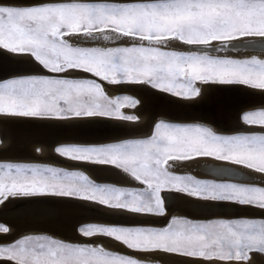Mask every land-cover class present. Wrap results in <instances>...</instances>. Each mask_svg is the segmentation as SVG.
I'll return each mask as SVG.
<instances>
[{"label": "snow or ice", "instance_id": "1", "mask_svg": "<svg viewBox=\"0 0 264 264\" xmlns=\"http://www.w3.org/2000/svg\"><path fill=\"white\" fill-rule=\"evenodd\" d=\"M68 36H99L130 46H73L64 39ZM246 39L260 41L264 48V0L0 2V49L28 54L48 73L74 70L112 85H149L183 99L200 94L197 83L242 85L264 92V59L209 54ZM176 44L194 50H166ZM135 104L129 97L109 99L101 85L90 79L28 76L0 81V115L9 117L131 120L119 109ZM241 119L264 129V109L248 111ZM54 151L71 161L119 169L146 189L96 184L80 172L54 167L0 163V203L18 197H70L110 211L143 214L163 226L88 224L78 229L85 237L108 238L135 257L102 245L28 237L0 246V260L12 264H248L251 253L264 255V220H168L161 198L162 191H175L264 212V187L199 181L173 175L166 167L169 161L211 157L264 173V132L218 135L208 127L161 122L146 140L65 144ZM7 231L0 227V232Z\"/></svg>", "mask_w": 264, "mask_h": 264}, {"label": "bare ground", "instance_id": "2", "mask_svg": "<svg viewBox=\"0 0 264 264\" xmlns=\"http://www.w3.org/2000/svg\"><path fill=\"white\" fill-rule=\"evenodd\" d=\"M107 1L114 2V0ZM0 2H25V0H0ZM64 39L73 44V46L80 47L108 48L117 46H130L123 40L113 42L112 40H103L99 36H97L95 39H90L83 36H68L64 37ZM238 42H233V45L229 46L230 49L229 47L226 49L221 47L220 51L224 49V51L232 50L239 52L240 50H244L243 48H240L242 47L240 45L245 44L244 47H248L247 43H252V41L248 39L241 41V44L239 45ZM215 46L220 47L218 44ZM252 47L256 48L258 46L252 45ZM178 48H186L187 50L193 49L190 46L179 44H176L172 49ZM245 50L248 51L249 49ZM262 50H264V48ZM209 51L218 52L212 50ZM37 70L42 71L43 68L34 62V60L30 58L29 55L15 54L4 49H0V80L10 79L17 74H42ZM63 74L71 78L83 77L94 80L101 85L105 94L113 99L114 97L123 95L135 100L136 104L133 106L134 108L130 111L125 110L135 117V121L127 122L121 121L120 119L114 120L105 117L58 121L36 118L9 117L3 115L0 116L1 148L10 145L13 140H15V138L24 134L19 141H16V143L6 151L7 155H11V157H21L26 160L41 161L44 162L45 165H54L65 169H74L75 171L87 175L92 181L98 182L100 184L121 188L140 189L146 188V186L119 169H115L110 166H95L82 162L71 161L64 157H60L54 151V149L59 145L65 144H106L125 141L127 139L136 137H144L145 135L149 134L148 128L144 129L146 127L145 124L153 116V114L155 115L151 120L154 122L151 124V126L160 120H167L168 122H187V124L190 123L197 124L201 127H208L218 135H231L238 133L260 134L264 132V129H261L259 126H250L244 124L241 119L242 113H246L245 111L247 109H264V92L259 90H253L251 88L242 87L239 85L210 87V85L207 86L197 83L196 87L200 89V94L193 99H183L156 91L148 85L127 83L112 85L106 81L100 80L97 77L91 76L89 73L77 72L74 70ZM179 103H181V105H196L199 103H205V105H202L203 107L196 106L191 108L189 109L190 112H188L178 110L181 108L175 106V104ZM157 109H163L162 112L166 113L161 114L159 111L155 113ZM42 120L58 122L60 124L67 125H85L95 127H91L90 129L76 133L70 131L56 132L52 129L49 130L43 128L30 129V126L33 125V122ZM106 126L131 128L143 126L144 131L115 136L112 134L118 133L120 130H114L111 127ZM77 129L82 130L83 128ZM128 129L129 128L126 130ZM60 133H67L71 137H77L80 135L83 137L84 141L74 140L62 141L58 143L51 142L53 141V138L58 136ZM36 139H44L45 142H33ZM166 167L169 172L175 173L177 175H190L195 178L205 177L212 178V180L213 178L214 180L217 178L221 180L224 179L225 181L227 179H234L238 181L243 180L244 182L247 178L252 176L254 179H258L261 183H264V173H258L255 170L245 168L242 165H234L226 161L215 160L211 157H197L189 161H169ZM161 198L164 201L166 219L172 210H179L173 215L169 216L168 220L174 217H187L192 220L206 219L211 217L213 218L216 215H220V213L206 210V208L216 209L217 207L245 209L264 214V212L256 208L240 206L231 202L223 204L224 202L221 203L220 201L198 200L196 198L189 197L184 193H178L175 191H163L161 193ZM8 200L9 201L7 202L0 203V212L15 208L16 209L11 212H7L6 216L0 217V223L4 224L8 229V231L4 232L3 234L12 233L16 228H20V230H22L20 232L22 233L21 236L32 235L38 237H52L53 239H57L66 243L91 246L102 245L108 251L124 252L128 250L116 242L100 236L85 237L79 233L78 229L88 224L115 225L124 223V225L130 226H135L136 224L146 227H158L159 225L163 226L161 223L158 224L160 221L153 220V218L144 216L143 214H128L110 211L101 205H97L88 201L76 200L70 197L45 195L8 198ZM98 219L104 220L105 222ZM130 255L135 257L137 254L130 252ZM251 257L252 258L248 264H264V255L253 252L251 253ZM0 264H12V262L0 260Z\"/></svg>", "mask_w": 264, "mask_h": 264}, {"label": "water", "instance_id": "3", "mask_svg": "<svg viewBox=\"0 0 264 264\" xmlns=\"http://www.w3.org/2000/svg\"><path fill=\"white\" fill-rule=\"evenodd\" d=\"M96 1H107V0H96ZM25 2H27V0H25ZM261 43L262 42H260V41L252 40V43H247L248 47H244L245 44L240 45V46H242L240 48L241 49L243 48L244 50H240L239 52L238 51H232V50L231 51H224V49H223L222 51H218V52L209 51V54L210 55H214V56H218L220 58H231V59H240V60L251 59V58L264 59V50H262L263 48L260 47ZM239 44H241V41L238 42V45ZM252 45H256L258 47L254 48V47H252ZM99 48H103V47H99ZM229 49H230V47H229ZM237 49H238V47H237ZM245 49H249V50L247 51ZM166 50H183V49L178 48V49H166ZM190 50H194V49H190ZM190 50L184 49L183 51H190ZM247 54H249V55H247ZM178 105H180L181 107L178 106ZM202 105H205V103H199V104H196V105H193V104H182L181 105V103L175 104V106L181 108V109H178V110H183V111H188V112H190L189 109L194 108L196 106L203 107ZM162 110H158L157 109L155 111V113L158 112V111L161 114L162 113H166V112H162ZM154 115L155 114H153V116ZM158 116H156V117H158ZM152 117L145 124V126H146L145 128L143 126L132 127V128L131 127H119V126H106V127H111L114 130L115 129L120 130V132L112 134V135H115V136L124 135V134L127 135V134L138 133V132L144 131V129H147V128H149L151 126V124L154 122L153 120H151ZM32 124L33 125L30 126V129H32V128H43V129H49V130L52 129V130H54L56 132L70 131V132H74V133L82 132L83 130H87V129H90L91 127L92 128L95 127V126H85V125L84 126L83 125H81V126L80 125H67V124H60L58 122L44 121V120L33 122ZM77 128H83V129L79 130ZM127 128H129V129L126 130ZM123 130H125V131H123ZM23 135H19L17 138H15V140H13V142L10 145H8L6 147H2V148L0 147V161H12V160H14V161H28V160L23 159L21 157H14V156L11 157V155H7L6 154V151L10 147H12L16 143V141H19L23 137ZM74 140L75 141H84L83 137H81L80 135L77 136V137H71L67 133H60V134H58V136L54 137L53 141H51V142L58 143V142H62V141H74ZM33 142H45V141H44V139H36ZM15 209L7 210V211H1L0 212V217L6 216L7 212H11V211H13ZM177 211H179V210H172V212L168 215V217L173 215ZM233 212L234 213H232V214H221V215L230 216V217L234 216L235 218H238L241 215H250V216H253L251 218L264 219V214L251 212L250 210H241V211L239 210V211H233ZM168 217H167V219H168ZM241 217L248 218V217H245V216H241ZM98 220L104 221V220H101V219H98ZM132 223H140V222H132ZM160 223L161 222H158V224H160ZM21 231L22 230H20V228H18V229L16 228L12 233H9V234L0 233V243H5L7 241H10L11 239H13L17 235H19Z\"/></svg>", "mask_w": 264, "mask_h": 264}, {"label": "rangeland", "instance_id": "4", "mask_svg": "<svg viewBox=\"0 0 264 264\" xmlns=\"http://www.w3.org/2000/svg\"><path fill=\"white\" fill-rule=\"evenodd\" d=\"M89 2H106V1H89ZM107 2H112V1H107ZM180 49H186V48H180ZM5 50V49H4ZM7 51V50H6ZM28 55V54H27ZM30 56V55H29ZM30 58H32L33 60H34V62H36L35 61V59L33 58V57H31L30 56ZM38 65H39V63L38 62H36ZM40 67H42L41 65H39ZM43 68V67H42ZM39 72H41L42 74H37V73H25V74H17L16 76H14V77H12V78H19V77H28V76H59L60 78H71V77H68V76H65L63 73H61V74H51V73H47V71H45V69L43 68V70L41 71V70H38ZM43 73H45V74H43ZM28 74V75H27ZM23 75V76H22ZM81 78V77H80ZM83 78V77H82ZM98 78V77H97ZM84 79H86V78H84ZM91 80V79H90ZM0 81H2V80H0ZM204 85H207V86H209L210 85V87H224L225 85H222V84H212V83H209V84H204ZM149 86V85H148ZM234 86H236V85H234ZM238 86V85H237ZM239 86H242V85H239ZM149 87H151V86H149ZM242 87H246V86H242ZM152 88V87H151ZM249 88V87H248ZM154 89V88H153ZM156 91H160V90H158V89H155ZM160 92H162V91H160ZM162 93H166V92H162ZM166 94H168V95H170V96H174V95H171V94H169V93H166ZM109 99H113V98H111V97H109L107 94H105ZM123 97H125V96H123V95H119V96H117V97H114V99H117V98H123ZM174 97H177V96H174ZM177 98H180V97H177ZM114 107V106H113ZM127 109H126V108ZM134 107L133 106H124V107H121L120 109H119V112L121 113V115H123V116H130V117H133L134 119H131V120H127V119H120L121 121H130V122H133V121H135V117L133 116V115H131L130 113H128V112H126L125 110H132ZM253 110H256V109H253ZM252 109H247L245 112H248V111H253ZM123 111V112H122ZM243 114H245V113H242V116H243ZM0 116H3V115H0ZM105 118H109V117H105ZM109 119H114V120H119V119H115V118H109ZM161 122H163V123H167V124H170V125H175V126H199V125H197V124H190V123H188L187 124V122H174V121H170V122H168L167 120H160V121H158L157 123H161ZM157 123H155L153 126H151V127H149L148 128V130H149V134L148 135H145L144 137H136V138H131V139H127V140H125V141H120V142H116V143H121V142H129V141H138V140H146V139H149L151 136H152V134L154 133V130H155V125L157 124ZM238 134H244V133H238ZM229 135V134H228ZM231 135H235V134H231ZM59 146H61V145H59ZM58 147V146H57ZM61 157V156H60ZM63 158V157H62ZM31 162V163H30ZM35 162H36V164H35ZM41 161H37V160H28V161H0V163H9V164H25V165H36V166H41V167H54V168H58V169H61L62 171H66V172H78V171H75L74 169H65V168H61V167H58V166H54V165H45V163L44 162H41ZM227 162V161H226ZM34 163V164H33ZM171 174H173V175H177V174H175V173H172V172H170ZM179 176H190V175H179ZM192 177V176H191ZM193 179H195V180H199V181H205V182H213V183H232V184H238V185H245V186H256V187H264V183H261L260 182V180H258V179H254V177H249V178H247L244 182H243V180H234V179H227L226 181L224 180V179H217V178H215V180H214V178H213V180H212V178H205V177H198V178H195V177H192ZM249 179V180H248ZM252 179V180H251ZM91 180V179H90ZM232 180H234V181H232ZM248 180V181H247ZM255 180H256V182H255ZM94 183H96V184H100V183H98V182H95V181H93ZM252 182H254V183H252ZM259 184V185H258ZM101 185H105V184H101ZM144 185V184H143ZM107 186H111V185H107ZM144 186H146V185H144ZM111 187H116V186H111ZM116 188H121V187H116ZM121 189H126V190H130V191H143V190H145L146 188H140V189H131V188H121ZM163 192V191H162ZM161 192V193H162ZM73 199H76V198H73ZM76 200H79V199H76ZM7 201H9L8 200V198L6 199V200H4L3 202H7ZM221 203H223V201H220ZM225 203H229V202H224L223 204H225ZM218 208V209H217ZM216 209L214 208H206V210H211V211H214V212H219L220 213V215H216L215 217H211V218H206V219H198V220H192V219H190V218H185V217H174V218H177V219H187V220H190V221H193V222H209V221H214V220H239V219H256V220H264V219H258V218H250V217H253V216H250V215H241V216H245V217H248V218H244V217H238V218H235L234 216H232V217H230V216H224V215H221V214H232V213H234L233 211L235 210V211H239V210H243V209H234V208H222V207H217ZM220 208V209H219ZM223 209V210H222ZM220 210V211H219ZM245 210V209H244ZM227 211V212H226ZM251 211V210H250ZM251 212H254V211H251ZM255 213H258V212H255ZM230 217V218H229ZM237 217V216H236ZM169 220H171V219H169ZM118 221V220H117ZM119 222V221H118ZM4 224H2V223H0V227H5V228H7L5 225L3 226ZM115 225H122V226H130V225H124V223H119V224H115ZM137 225V226H136ZM135 226H132V227H146V226H141V225H139V224H136ZM85 226V225H84ZM83 226V227H84ZM160 227H162L161 225H159ZM158 226V227H159ZM157 227V228H158ZM0 233H4V232H0ZM22 235V233H20L18 236H16V238H13V239H11L10 241H7V242H5V243H0V246H10V245H12V244H14L16 241H18V240H21V239H24V238H28V237H31V238H33L34 240L36 239V238H46V239H53L52 237H38V236H32V235H23V236H21ZM10 242V243H9ZM74 244V243H73ZM81 245V244H80ZM84 245V244H83ZM125 248V247H124ZM122 252V253H121ZM118 251V252H115V253H118V254H128V255H130V252H129V250L128 251ZM127 252V253H126Z\"/></svg>", "mask_w": 264, "mask_h": 264}]
</instances>
